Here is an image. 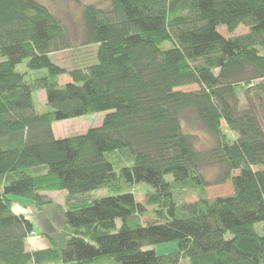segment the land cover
<instances>
[{
  "label": "trees",
  "instance_id": "trees-1",
  "mask_svg": "<svg viewBox=\"0 0 264 264\" xmlns=\"http://www.w3.org/2000/svg\"><path fill=\"white\" fill-rule=\"evenodd\" d=\"M108 1L82 11V45L97 46V62L69 70L52 58L71 47L62 21L37 0H0V264H264V97L238 98L264 80V0ZM240 26L249 32L219 31ZM26 60L47 73L28 80ZM103 111L100 127L56 138V122ZM189 112L215 139L210 150L184 131ZM210 166L231 195L206 197ZM138 184L154 189L145 204L130 190ZM102 189L111 195L88 196ZM179 189L203 194L180 203ZM62 191V231L29 251L34 222L12 197L43 208ZM148 207L155 222L144 225ZM170 242L177 252L149 249Z\"/></svg>",
  "mask_w": 264,
  "mask_h": 264
},
{
  "label": "rangeland",
  "instance_id": "rangeland-1",
  "mask_svg": "<svg viewBox=\"0 0 264 264\" xmlns=\"http://www.w3.org/2000/svg\"><path fill=\"white\" fill-rule=\"evenodd\" d=\"M40 3L48 7L52 14H54L59 20L64 24L68 40L71 47L58 51L52 55L53 60L69 70L86 69L87 67L95 64L97 62V46H83V38L85 33L84 22L82 17L83 7L88 4H97L101 7H107L109 4L108 0H37ZM219 31L225 37L239 36L249 32V28L246 26H240L238 30L230 34L225 27H220ZM18 70L26 74L28 80L32 81L37 77H40L47 73V71H32L27 65V60L18 66ZM71 82V78L68 75L61 76L59 78L60 85H66ZM263 87L259 85V82L254 83V85L247 86L246 88H240L238 91V98L242 102V105H247L249 99H252L255 104H257V96L264 97V80L261 83ZM199 87L196 85L183 87L178 90L181 91H196ZM245 89L248 94L245 93ZM34 105L37 113H45L50 110V107L46 101L45 91H36L34 93ZM258 105V104H257ZM109 113V111H103L93 115H82L74 118H67L65 121L56 122L54 124L55 134L59 138L71 137L74 135H79L86 133L91 128L100 127L104 117ZM264 118V112L261 113ZM264 122V121H263ZM183 127L186 133L194 136L195 146L197 150L204 152L213 148L216 144L215 139L203 128V126L198 122L195 115L189 112L184 115ZM225 127V123H223ZM224 132L227 136L233 140L237 136L236 134L224 128ZM120 158V156H119ZM118 158L115 157V160ZM121 163V162H119ZM123 163V161H122ZM219 170L217 167H205L203 169V174L208 181V185L205 187V195L209 199H214L220 196H228L233 193V186L231 181L225 183L217 182V175ZM172 180V177H168ZM127 190L129 188H126ZM137 195L139 202L146 203V195L149 192H153L154 189L147 184H138L130 189ZM202 191L193 190H181L177 191V198L180 203L183 202H196ZM111 195L109 189H102L93 191L88 194L93 199H100ZM48 200L52 201L51 205L43 208H36L33 201L21 198L12 197L14 212L17 214H23L27 218L34 222L35 232L31 238L40 240L47 237H54L62 231L63 220H62V210L66 209L65 199L67 192H48L46 193ZM144 225L151 224L155 222L153 208L148 207L146 214L141 219ZM256 230L262 233V224L256 226ZM40 248V245H36L35 242H28V250L35 251ZM149 249H154L159 255L170 254L178 251V243L170 242L166 244H160L156 246L149 247ZM98 264H109V262H100ZM182 264H190L188 260H184Z\"/></svg>",
  "mask_w": 264,
  "mask_h": 264
},
{
  "label": "crops",
  "instance_id": "crops-1",
  "mask_svg": "<svg viewBox=\"0 0 264 264\" xmlns=\"http://www.w3.org/2000/svg\"><path fill=\"white\" fill-rule=\"evenodd\" d=\"M54 134H55V129H54ZM55 136H56V134H55ZM56 138H58L57 136H56ZM59 138H61V137H59ZM13 210H14V207H13ZM31 241L34 243L35 242V244L37 245H40V248L39 249H37V250H40V249H46L47 247H48V243L46 242V240H45V238H42V239H40V240H36V239H33V238H29L28 239V242H30L31 243Z\"/></svg>",
  "mask_w": 264,
  "mask_h": 264
}]
</instances>
